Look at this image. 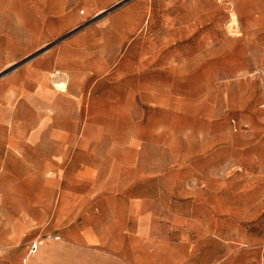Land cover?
Returning <instances> with one entry per match:
<instances>
[{"label":"rangeland","instance_id":"374dc122","mask_svg":"<svg viewBox=\"0 0 264 264\" xmlns=\"http://www.w3.org/2000/svg\"><path fill=\"white\" fill-rule=\"evenodd\" d=\"M35 237L38 264L264 263V0H0V264Z\"/></svg>","mask_w":264,"mask_h":264},{"label":"crops","instance_id":"0c3cea01","mask_svg":"<svg viewBox=\"0 0 264 264\" xmlns=\"http://www.w3.org/2000/svg\"><path fill=\"white\" fill-rule=\"evenodd\" d=\"M230 126L231 127H234V126H238L239 127V124H237L236 122H235V119L234 118H230ZM94 189V187L92 186L91 188H89L88 190H93ZM84 193H86V192H84ZM83 195H85V194H83ZM85 198H87L86 196H84V199ZM83 199V198H82ZM85 205V204H84ZM145 219V218H144ZM139 226H138V231L139 232H143L144 231V220H143V218H141L139 221ZM60 238V237H59ZM42 238H38V237H35L33 240H31L30 241V243L27 245V247H26V251H25V253H24V255L21 257V263L22 264H26L27 263V261L29 260V258L30 257H32L33 255H34V257H33V259H32V261L29 263V264H38V261H40L41 260V256H42V254H43V256H44V252L47 250L46 248H44L42 251H40V253L39 254H37V252H38V250H39V246L40 245H42ZM55 240V239H54ZM34 242H36V249L33 251V252H31L30 251V246L32 245V243H34ZM41 264H45L44 262L43 263H41ZM264 264V263H263Z\"/></svg>","mask_w":264,"mask_h":264},{"label":"built area","instance_id":"2783aa9c","mask_svg":"<svg viewBox=\"0 0 264 264\" xmlns=\"http://www.w3.org/2000/svg\"><path fill=\"white\" fill-rule=\"evenodd\" d=\"M237 126H234L233 127V130L236 131L237 130ZM47 237L50 238V239H59V236L58 235H50V234H47ZM36 249V242L32 243V245L30 246V251L33 252L34 250Z\"/></svg>","mask_w":264,"mask_h":264},{"label":"bare ground","instance_id":"6f19581e","mask_svg":"<svg viewBox=\"0 0 264 264\" xmlns=\"http://www.w3.org/2000/svg\"><path fill=\"white\" fill-rule=\"evenodd\" d=\"M55 87H59V85L58 84H55Z\"/></svg>","mask_w":264,"mask_h":264}]
</instances>
